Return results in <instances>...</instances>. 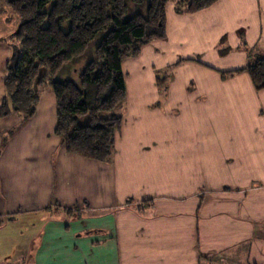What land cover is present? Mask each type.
<instances>
[{"label": "crops", "instance_id": "crops-1", "mask_svg": "<svg viewBox=\"0 0 264 264\" xmlns=\"http://www.w3.org/2000/svg\"><path fill=\"white\" fill-rule=\"evenodd\" d=\"M165 16L166 38L121 62L109 160L66 151L50 88L29 119L0 116V264H264V89L246 71L264 0ZM12 51L0 40V104Z\"/></svg>", "mask_w": 264, "mask_h": 264}, {"label": "trees", "instance_id": "trees-1", "mask_svg": "<svg viewBox=\"0 0 264 264\" xmlns=\"http://www.w3.org/2000/svg\"><path fill=\"white\" fill-rule=\"evenodd\" d=\"M169 1L176 13L189 15L217 0H6L20 23L6 64L0 116L17 113L23 121L29 119L39 100V88L48 85L55 97V134L66 151L109 160L126 100L121 62L137 57L145 44L166 38ZM65 22L69 23L66 30ZM99 35L93 58L75 69L73 62ZM63 68L69 75L55 78ZM246 71L254 88L264 89V57L257 55ZM166 72L169 68L156 73L161 92L167 87Z\"/></svg>", "mask_w": 264, "mask_h": 264}, {"label": "rangeland", "instance_id": "rangeland-1", "mask_svg": "<svg viewBox=\"0 0 264 264\" xmlns=\"http://www.w3.org/2000/svg\"><path fill=\"white\" fill-rule=\"evenodd\" d=\"M50 8V5L46 7V10ZM20 23V20L13 14L11 9L9 8L8 4L6 3V0H0V40L5 41L12 49V47L16 44V40L14 38V31L17 28V25ZM68 22H65L63 24V29L66 30L68 29ZM100 38V35L88 46L87 50L85 53L79 57L77 60L73 62L75 65L74 68L80 69L83 67L89 60L93 58L94 55V49L95 46ZM142 48V47H141ZM70 64H67L65 67H69ZM67 68H63L59 73H57L55 78H63L68 74ZM168 69V68H167ZM166 70V69H165ZM170 72V68H169ZM169 72L166 74L169 76ZM49 88L48 85L44 86ZM43 89V88H39ZM115 206L113 205L112 201L108 202V208H114Z\"/></svg>", "mask_w": 264, "mask_h": 264}]
</instances>
